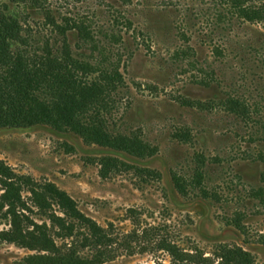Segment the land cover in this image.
<instances>
[{"label": "rangeland", "instance_id": "374dc122", "mask_svg": "<svg viewBox=\"0 0 264 264\" xmlns=\"http://www.w3.org/2000/svg\"><path fill=\"white\" fill-rule=\"evenodd\" d=\"M49 4L57 25L65 27V19L85 23L89 35L75 28L63 34L45 15L22 9L29 50L46 60L36 57V64L44 61L41 67L51 74L71 71L84 83L119 70L120 88L82 93L94 109H103L109 132L137 134L158 152L137 158L86 144L72 131L36 125L0 128V160L18 174L55 184L107 229L116 253L103 264H219L222 244L237 245L264 264V208L253 194L264 190L263 26L234 17L225 0ZM229 98L247 104L248 113L230 111L223 103ZM104 156L160 177L120 172L103 179L97 159ZM197 172L203 173L200 185ZM23 196L29 201L28 193ZM27 214L48 225L58 246L71 242L58 238L35 208ZM9 229L0 216V233ZM169 244L185 254L183 263L174 260ZM36 253L0 238V264H25Z\"/></svg>", "mask_w": 264, "mask_h": 264}, {"label": "trees", "instance_id": "16d2710c", "mask_svg": "<svg viewBox=\"0 0 264 264\" xmlns=\"http://www.w3.org/2000/svg\"><path fill=\"white\" fill-rule=\"evenodd\" d=\"M49 1L0 0V128L46 125L58 131H72L86 144H97L133 157L144 159L156 155L158 149L137 134L109 132L103 109H94L82 93L84 88L89 95L100 93L109 86L120 88L124 81L119 70L103 72L102 79L84 83L71 71L62 69L66 66L61 67V73L51 74L52 70L41 67L44 61L36 64L34 58L39 56L29 50L22 9L45 15L63 34L75 28L83 36L89 35L85 23H71L65 19V27L57 25ZM225 1L234 17L245 23H259L264 28V0ZM67 79L76 86H70ZM223 103L232 112L240 109L245 115L248 113L247 104L239 99L229 98ZM181 137L188 140L189 133H183ZM97 164L103 179L120 172H134L148 179L160 177L155 170L139 168L116 157H100ZM195 177L196 184L200 185L203 173L197 172ZM173 181L179 193L186 196L184 183L176 176ZM0 190V216L10 224V229L1 232L0 238L37 251L24 258L25 264H103L114 259L116 240L113 236L82 213L69 194L55 184L40 183L30 176L18 174L0 160ZM25 192L31 203L23 196ZM253 194L264 208V190L258 189ZM54 206L58 207L60 214ZM33 208L42 218L49 220L58 238L71 242L58 246L48 225L33 222L27 214L32 213ZM86 249L88 253H84ZM166 249L174 260L183 263L185 254L176 246L169 244ZM216 256L219 264H257L250 252L237 245H219Z\"/></svg>", "mask_w": 264, "mask_h": 264}]
</instances>
